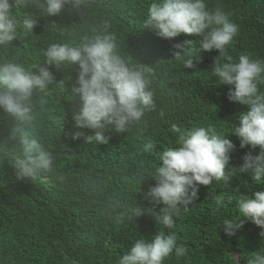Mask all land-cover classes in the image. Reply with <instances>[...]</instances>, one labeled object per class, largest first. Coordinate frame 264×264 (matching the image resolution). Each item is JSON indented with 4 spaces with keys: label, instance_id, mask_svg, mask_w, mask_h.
<instances>
[{
    "label": "trees",
    "instance_id": "16d2710c",
    "mask_svg": "<svg viewBox=\"0 0 264 264\" xmlns=\"http://www.w3.org/2000/svg\"><path fill=\"white\" fill-rule=\"evenodd\" d=\"M40 2L31 0L28 7L13 9L20 19L32 14L38 25L33 33L21 30L10 46L0 47V62L14 60L38 72L45 60L42 50L49 44L78 42L107 22L121 55L132 66L141 63L148 69L155 106L125 132L107 125V144L87 142L85 137L94 131L77 128L71 112L79 104L78 96L70 100L77 69L50 68L55 81L47 94H39L47 103L37 109L34 132L55 163L51 172L35 180H20L15 174L18 153L8 140L11 121L0 109V264H118L136 240H150L159 230L174 232L177 244L186 248L184 256L177 258L173 251L164 264H249L256 254H264V229L242 218L237 204L241 195L264 190V178L255 180L238 169L245 153L257 155L260 150L241 148L232 134L247 106L229 101L230 86L213 76L219 53L199 51L195 66L184 68L173 57V45L187 40L198 49L199 37L181 34L167 40L143 29L153 0H90L89 7L65 5L56 16L37 8ZM205 2L209 10L220 8L239 26L221 62L228 57L236 61L241 54L264 60V0ZM82 13H87L85 18ZM259 87L264 92V83ZM173 126L183 132L212 128L236 147L225 169L233 173L231 179L200 185L197 199L180 209L169 229L155 218L164 205L150 203L144 193L156 184L152 175L160 152L178 146ZM75 132L83 135L73 140ZM217 196L224 197L223 205L217 206ZM140 205L153 215L132 217L131 209ZM225 219L243 220V227L227 235L221 227Z\"/></svg>",
    "mask_w": 264,
    "mask_h": 264
},
{
    "label": "clouds",
    "instance_id": "9594fccd",
    "mask_svg": "<svg viewBox=\"0 0 264 264\" xmlns=\"http://www.w3.org/2000/svg\"><path fill=\"white\" fill-rule=\"evenodd\" d=\"M30 2L0 0V47L10 46L21 30L24 34L33 33L38 20L29 13L20 19L13 12L14 8L28 7ZM65 5L89 7L90 0H41L37 8L48 16H56ZM87 13H82L81 18ZM108 29L105 22L78 42L49 44L42 50L45 60L38 72L33 71L36 67L28 68L14 60L0 62V109L11 121L8 140L18 153L14 169L20 180H35L40 173L51 172L54 167L53 153L34 132L37 109L47 103L39 94H47L55 81L50 68L76 67V84L70 100L78 96L79 104L71 112L77 128L94 131V135L85 137L87 142L107 144L108 137L104 135L107 125L125 132L127 126L141 120L145 110L154 108V91L146 76L148 69L141 63L132 66L121 55L116 36ZM143 29L153 30L159 38L167 40L181 34L199 37L198 49L187 40L173 45V57L184 68L195 66L199 51L219 53L214 60L213 76L230 86L229 101L247 106V111L239 114V125L232 134L240 139L241 148L251 146L260 150L257 155L245 153L238 169L255 180L264 178V92L259 87L264 83V60L253 59L249 54H241L236 61L231 57L227 62L219 59L227 55L226 46L232 43L239 26L220 8L209 10L205 0H153ZM173 132L179 133L178 146L160 152V164L152 175L156 184L144 193L145 200L164 205L155 218L169 229L180 209L197 199L200 185L209 186L214 180L227 183L231 179L233 173H226L225 169L229 168L230 154L236 147L227 136L212 128L193 127L183 132L173 126ZM82 135L75 132L72 139ZM215 202L217 206L223 205L224 197L217 196ZM237 204L242 218L264 229V190L255 191L250 197L241 195ZM131 212L132 217L153 215L151 209L141 205ZM221 227L227 235H234L243 227V220L237 223L225 219ZM260 235L264 237V231ZM173 251L177 258L186 254V248L177 244L174 232L166 234L159 230L150 240H136L118 264H164ZM249 264H264V254H256Z\"/></svg>",
    "mask_w": 264,
    "mask_h": 264
}]
</instances>
